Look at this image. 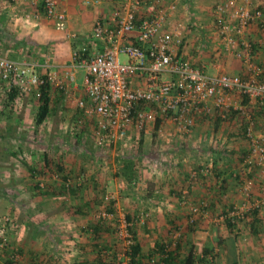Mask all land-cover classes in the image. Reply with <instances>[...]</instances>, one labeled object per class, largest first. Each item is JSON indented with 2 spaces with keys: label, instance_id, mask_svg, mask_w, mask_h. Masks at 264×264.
Segmentation results:
<instances>
[{
  "label": "crops",
  "instance_id": "crops-1",
  "mask_svg": "<svg viewBox=\"0 0 264 264\" xmlns=\"http://www.w3.org/2000/svg\"><path fill=\"white\" fill-rule=\"evenodd\" d=\"M85 1L61 0L66 24L63 31H58L44 17L40 6L31 5L29 0H0V55L19 63L35 61L42 65L36 69L40 75L54 72L64 78L65 72L70 73L69 89L75 97H83L77 74L79 69L84 73V69L74 63L73 52L81 47L101 49L99 43L93 46V25L101 19L112 27L116 5V0H89L97 1L95 5H86ZM221 1L165 0L177 6L173 21L196 26L194 34L201 46L210 42L207 49L208 56L213 57L212 70L245 77L247 72L241 61L222 50L217 52L213 8ZM244 1L250 10L264 9V0ZM242 40L251 46L254 63L264 67V13L262 19L246 29ZM188 55V50L181 51L182 58ZM49 98V112L37 124L39 101L33 95H18L15 90L7 93L0 83V210L4 212L0 216L11 217L3 231L11 241V248L18 253L19 264L116 262L126 251L116 235L122 216L132 223L129 229L140 249V262L169 245L176 231L188 235L187 228L191 226L197 230L191 233L197 237L188 235L193 244L200 234L207 233V245L195 259L188 254L191 245L179 242L173 250L175 264H264V205L233 221L219 220L221 215L249 205L261 194L257 174L246 175L242 170L248 144L242 140L243 131L238 124L198 119L191 134L184 137L175 135L170 124L162 129L150 126L133 142L112 150L118 149L120 153L145 143L155 155L144 159L145 163L142 158L123 157L118 161L123 165L122 171H115L116 176L110 178L95 164V170H90L88 162L102 159L103 153L111 149H97L87 134L73 131V124L79 119L83 121L80 111L67 105L53 89ZM69 140H73L72 145ZM205 142L209 147H202ZM195 146L208 153L202 161L205 164L189 156L187 149ZM187 163H192L188 171ZM201 166L209 171L208 175L199 173L196 181L190 179ZM124 168L132 174L129 172L127 176ZM67 179L72 181L69 188L64 186ZM247 179L253 181L250 200L241 192ZM41 183L45 189L40 188ZM109 184L115 192L110 203H106V192L101 193L103 197L94 196L93 187L107 189ZM43 205H47L44 211L40 209ZM106 206L113 218L97 220ZM193 206L203 213L190 225ZM140 213H148V218L139 226L135 219ZM2 237L0 232V241ZM0 255V260L7 264L1 251ZM189 258H193L191 262Z\"/></svg>",
  "mask_w": 264,
  "mask_h": 264
},
{
  "label": "built area",
  "instance_id": "built-area-1",
  "mask_svg": "<svg viewBox=\"0 0 264 264\" xmlns=\"http://www.w3.org/2000/svg\"><path fill=\"white\" fill-rule=\"evenodd\" d=\"M29 1L40 6L55 29H65L66 13L61 0ZM96 3L85 1L86 5ZM176 10L175 3L165 0H116L112 27L98 19L92 28L93 46L99 43L101 49L81 47L73 52L74 63L84 69L81 98L75 97L68 87L67 79L72 80L70 73L65 72L64 78L54 72L40 75L36 69L42 65L37 62L19 63L1 55L0 83L5 85L7 93L15 90L18 95H33L36 100L40 99L41 87L53 89L67 105L82 114L84 123L80 119L76 121L73 131L87 134L100 150L131 143L153 125L162 129L170 124L175 135L184 137L191 134L198 119L238 124L248 144L242 170L246 175L257 174L261 194L249 205H241L219 217L221 222L233 221L264 205V129L260 122L264 117V67L254 63L251 46L242 40L246 29L262 19L264 9L250 10L244 0H223L213 8L219 50L243 63L245 77L209 74L183 59L181 48L186 27L180 21H173ZM120 56L125 57L124 64L119 62ZM208 172L201 168L190 179L196 181L199 173ZM39 186L43 187L42 183ZM64 186L70 187L68 179ZM252 188L253 181L245 180L241 192L246 199H251ZM104 199L110 203L112 197L106 195ZM106 209L98 213L97 220L113 218ZM200 213L203 210L198 206L191 207L188 222L193 224ZM147 218L148 213H140L135 224L144 225ZM9 221L8 217L0 216L1 249L8 243L3 228ZM118 223L116 235L126 251L109 264H131L129 253L135 244L129 229L132 223L125 216ZM179 237L180 232L176 231L169 245L138 264H165ZM9 263L19 264V257L11 255Z\"/></svg>",
  "mask_w": 264,
  "mask_h": 264
},
{
  "label": "rangeland",
  "instance_id": "rangeland-1",
  "mask_svg": "<svg viewBox=\"0 0 264 264\" xmlns=\"http://www.w3.org/2000/svg\"><path fill=\"white\" fill-rule=\"evenodd\" d=\"M185 27H186V31H185L186 32V39H185V42L183 44V47L181 48V51H183V50L184 51H187V50L189 51V55L186 56V59L185 60H187L189 63H191L194 66L201 67V68L203 67L206 70V72L209 73V74H216V72L214 70H212L214 68V67H212L213 66V62L211 61L213 57H209L208 56V53H210V52H209V49H207V46L209 45L208 43H210V42H208V43L205 42L204 45L201 46L202 43H200V44L197 43L198 42L196 40L197 36H196V34H194L195 33L196 26L188 27V25H187ZM190 37H191V39H190ZM198 46H199L200 50H202V51L197 50V47ZM219 49L220 48L218 46V50L217 51H220ZM119 62L121 64H124L126 62L125 57L124 56H120ZM78 71L79 72L77 74V83L78 84H81L82 83V80H83V74L84 73H83L82 69H79ZM260 122H261L262 128L264 129V117H262V121H260ZM242 140L243 141L245 140V138L243 137V135H242ZM72 142H73V140H69V144L70 145H72ZM60 144L62 145V143H60ZM244 144H245V142H244ZM57 146H60V145H57ZM202 147H204V148L205 147H209L208 142L202 143ZM117 151H118V149H117ZM117 151H116V149H115V151L111 149V151H108L105 154L103 153V158L102 159H99L98 160V158H97V161L93 160L92 162H88L89 165L91 166V169L90 170H92V169L95 170V167L93 166L95 164V166L99 169V171L102 170V172L104 173V175H106V176H108L110 178H111V176L115 177L116 176L115 175L116 174L115 171H118L119 172L120 170L122 171V169H123L122 168L123 165L121 164V162L118 163V161H121V159L123 157L126 158V159H129L130 157L131 158H135V157L142 158V161L145 163L144 159H148L149 156H154L155 153H156L154 150H151L150 149V145H147L145 143H141L140 145H137V146L134 145V147L128 148L127 150H125L123 152H120V153H117ZM200 151L201 150L199 148H197V146L191 147L190 150L187 149V152H190L189 153V156H193V157H195L194 159H198L199 162L204 163L202 161H204V158L207 159V154L208 153L207 152H203L202 153ZM196 152H199V153H196ZM204 153H206V154L204 155ZM198 161H195V163L198 162ZM138 163H140V161ZM186 166L187 167H185V170L188 171L189 169L192 168V163H187ZM140 167L142 169L144 167V164H143V166L140 165ZM201 168L203 169L204 167L201 166ZM145 170H146V167H145ZM151 172H154V171H151ZM205 175H208V173L205 174ZM141 176H142V174H141ZM69 181L72 182L71 180H69ZM42 185H43V183H42ZM46 186L50 188L49 185H46ZM110 186H111V184H109V188H107V189H105V188L104 189H100V188L99 189H95L96 188V185H95L93 187V191H95L94 196L96 195L97 197L98 196H100V197L102 196L103 197V194L101 195V193H105V192H106L105 193L106 195L112 196V193L115 192V188L114 187L110 188ZM98 187H100V185ZM45 188L46 187H44V185H43V187H41V189H45ZM60 190H62V188ZM50 196H51V192H50ZM44 206L47 207V205H43V206L40 207V209L43 210V211L45 210ZM7 211H10V209H8ZM0 212L1 213H4L1 210H0ZM9 214H11V213H9ZM8 217H10V216H8ZM190 225H192V224H190ZM205 229H204L203 232H206ZM195 231H197V230L196 229H193L191 226L187 228L188 235H191V233H193ZM188 235H186L185 232L181 231L180 237H179V239L177 241L176 246L179 244V242L180 243L181 242H184V243L190 244L191 246L189 247L188 254H190V256L191 255H194V258L195 259H198L199 256L201 254H203V249L207 245V242H208V234L207 233L200 234L199 235V237H200L199 240H197V238L194 239V244L192 242V239H189ZM192 237L193 238L194 237H197V234L196 235H193ZM6 238H7V241H8L7 246L4 249H1L0 248V251L2 252V256H5L6 259H7V261L9 262L10 256L11 255H14V254L17 255L18 253L15 252V250H13L11 248V246H10L11 241L9 240L8 235L6 236ZM9 241H10V243H9ZM3 251H5V252H3ZM192 259L193 258H189V261L191 262ZM0 264H6V261L4 262V261H1L0 260ZM37 264H43V261H41L40 263H37Z\"/></svg>",
  "mask_w": 264,
  "mask_h": 264
},
{
  "label": "trees",
  "instance_id": "trees-1",
  "mask_svg": "<svg viewBox=\"0 0 264 264\" xmlns=\"http://www.w3.org/2000/svg\"><path fill=\"white\" fill-rule=\"evenodd\" d=\"M49 91H50V87L48 86H44L40 88V99L38 100L40 105H39V109H38L37 116H36L37 124H41L49 112L48 110L49 101H50ZM124 172L128 176V174H130L132 171L130 172L129 169L124 168ZM129 254L131 257V264L140 263V260H139L140 249L136 243L131 247V251ZM175 260L176 259H175L174 251L170 252L168 258L165 261V264H175ZM7 264H10V263L8 262ZM231 264H237V262H232Z\"/></svg>",
  "mask_w": 264,
  "mask_h": 264
}]
</instances>
